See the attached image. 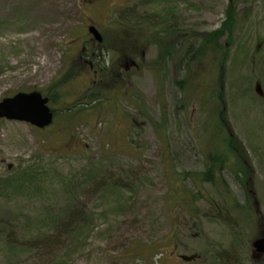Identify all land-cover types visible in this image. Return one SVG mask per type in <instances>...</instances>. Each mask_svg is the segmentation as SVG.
<instances>
[{
    "label": "rangeland",
    "instance_id": "1",
    "mask_svg": "<svg viewBox=\"0 0 264 264\" xmlns=\"http://www.w3.org/2000/svg\"><path fill=\"white\" fill-rule=\"evenodd\" d=\"M90 25L140 69L94 83ZM33 90L56 119L0 118V264H264V0H0V101Z\"/></svg>",
    "mask_w": 264,
    "mask_h": 264
},
{
    "label": "water",
    "instance_id": "2",
    "mask_svg": "<svg viewBox=\"0 0 264 264\" xmlns=\"http://www.w3.org/2000/svg\"><path fill=\"white\" fill-rule=\"evenodd\" d=\"M90 32L98 41L102 36L95 26L90 27ZM256 91L262 94L261 85L256 84ZM0 118L26 122L37 128H45L52 124L54 112L49 105V98L38 90L20 91L0 101ZM254 256H264V235L257 237L253 243ZM182 259L190 261L195 256L182 255Z\"/></svg>",
    "mask_w": 264,
    "mask_h": 264
},
{
    "label": "flooded vegetation",
    "instance_id": "3",
    "mask_svg": "<svg viewBox=\"0 0 264 264\" xmlns=\"http://www.w3.org/2000/svg\"><path fill=\"white\" fill-rule=\"evenodd\" d=\"M130 29H132V27H130ZM101 34L103 36V41L98 42L89 32L86 38V45L83 46V53L81 55V58L88 64L94 74V83H102L104 81L108 73L111 72L112 67H115L113 61H119L121 65L123 62L125 63L124 70H121V75L130 74L133 69H140V64L145 60L147 52L145 50L140 52L141 46L134 45L135 43L133 42H135L136 39L134 36L132 37V33H128V37H132L130 39V43L132 44L123 46L119 49L115 48L114 57L111 59L110 65H106L104 62L105 58L103 56V51L108 48L105 46V35L102 32ZM169 58L173 59L174 57L169 56L168 59Z\"/></svg>",
    "mask_w": 264,
    "mask_h": 264
},
{
    "label": "trees",
    "instance_id": "4",
    "mask_svg": "<svg viewBox=\"0 0 264 264\" xmlns=\"http://www.w3.org/2000/svg\"><path fill=\"white\" fill-rule=\"evenodd\" d=\"M141 23L146 24L148 22L143 21ZM136 29H137V27H136ZM113 33H115V32H113ZM220 34H221V32L218 31L217 32V36H220ZM116 36H117V38L121 39L122 41H125V37L127 35L123 34V36H121L119 34H116ZM217 36L215 37V36H210L209 35L208 37H203V43H202L201 47H198L196 49V51L194 52V56L195 57L199 56L201 53H203V50L207 49L208 46L215 47ZM118 43H120V45L117 47L119 49V48L124 46L125 42H118ZM105 46L107 48H109L107 43H106V37H105ZM171 47H172V45H171ZM171 47L169 48L167 46L165 48L166 51L164 52V54H163V52H161L160 56L166 57L168 55L170 57H173L174 54H172V52H171ZM191 50H192V48L189 45L188 50H186V55L192 57L193 53L191 54ZM108 75H109V73H108ZM113 77L114 76L110 75V78H113ZM96 99H94V101H96ZM50 101H52V97L51 96H50ZM84 105H86V102H84L83 99H79L76 102H74L72 105H70V106L68 105V107H66L64 109V112H71L70 114H73V112H75V111H80V109H78V108H82V107H84ZM55 119H56V116H55ZM220 129L223 131L221 125H220ZM222 139H223V143H224L222 145V149L219 150V145H218V151H213L212 153H208V155H207V158H208L209 162L207 164L206 171L201 174V179L202 180L215 182V180L218 178V171H222L223 169H225L227 167V163L226 162L229 159L228 155H231L230 148H227V144L231 145L232 141L230 139H228L225 135H223ZM253 259H254V257H253Z\"/></svg>",
    "mask_w": 264,
    "mask_h": 264
}]
</instances>
